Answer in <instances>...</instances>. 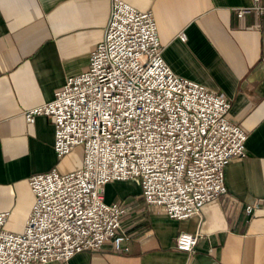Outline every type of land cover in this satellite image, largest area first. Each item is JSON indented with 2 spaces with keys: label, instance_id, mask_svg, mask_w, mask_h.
<instances>
[{
  "label": "crops",
  "instance_id": "0c3cea01",
  "mask_svg": "<svg viewBox=\"0 0 264 264\" xmlns=\"http://www.w3.org/2000/svg\"><path fill=\"white\" fill-rule=\"evenodd\" d=\"M126 1L153 11L163 57L176 73L230 99L228 117L247 132V154L225 166L227 192L188 217H172L159 205L147 204L138 178L108 181L106 199L121 201L125 209L121 248L110 239L66 260L37 264H264V9L239 16L237 7L253 0ZM110 4L0 0V210H9L5 228H23L34 201L31 174L52 166L74 169L82 161L83 154L76 163L71 151L57 155L49 114L38 113L28 122L23 110L51 99L68 75L89 66L91 48L104 36ZM182 230L198 232L193 253L176 247Z\"/></svg>",
  "mask_w": 264,
  "mask_h": 264
},
{
  "label": "built area",
  "instance_id": "2783aa9c",
  "mask_svg": "<svg viewBox=\"0 0 264 264\" xmlns=\"http://www.w3.org/2000/svg\"><path fill=\"white\" fill-rule=\"evenodd\" d=\"M253 1L237 15L263 12L264 2ZM110 6L89 66L23 110L28 122L51 116L59 157L77 145L83 156L74 169L52 166L28 177L34 201L22 230L5 228L9 210H0V264L66 260L110 239L121 248L125 209L106 199L108 181L138 178L147 204L188 217L227 192L225 166L247 154V132L228 117L230 99L176 73L163 57L153 11L126 0ZM176 237L178 249L194 252L198 232Z\"/></svg>",
  "mask_w": 264,
  "mask_h": 264
},
{
  "label": "rangeland",
  "instance_id": "374dc122",
  "mask_svg": "<svg viewBox=\"0 0 264 264\" xmlns=\"http://www.w3.org/2000/svg\"><path fill=\"white\" fill-rule=\"evenodd\" d=\"M82 154H83L82 145H77L75 148L71 150L70 157H72L73 160L76 161L77 163ZM129 179H132V178H129Z\"/></svg>",
  "mask_w": 264,
  "mask_h": 264
}]
</instances>
